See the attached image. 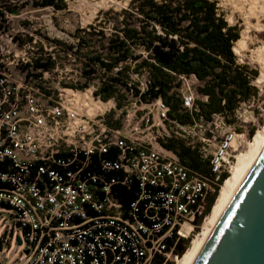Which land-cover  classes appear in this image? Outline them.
Masks as SVG:
<instances>
[{
	"label": "built area",
	"instance_id": "1",
	"mask_svg": "<svg viewBox=\"0 0 264 264\" xmlns=\"http://www.w3.org/2000/svg\"><path fill=\"white\" fill-rule=\"evenodd\" d=\"M7 33L0 34V219L3 211L11 214L3 224L0 264H9L4 246L15 232L17 249L25 247L19 264H152L157 256L178 264L168 240L190 239L202 229L206 203L222 189L223 176H231L252 128L236 114L230 126L218 114L180 126L162 99L144 104L130 95L118 108L115 100L95 95L97 83L81 90L67 87L79 83L69 76L54 82L50 74L59 65L34 70L40 54L30 56V45L21 47ZM192 79L198 81L180 77L179 89L190 112L197 100ZM242 108L247 103L236 113ZM250 118L257 123L254 114ZM166 124L180 128L187 145L199 150L211 177L193 172L163 147L167 137L160 128ZM198 127L203 134L195 139ZM219 128L225 130L220 137ZM133 180L140 194L126 212L113 188Z\"/></svg>",
	"mask_w": 264,
	"mask_h": 264
},
{
	"label": "trees",
	"instance_id": "2",
	"mask_svg": "<svg viewBox=\"0 0 264 264\" xmlns=\"http://www.w3.org/2000/svg\"><path fill=\"white\" fill-rule=\"evenodd\" d=\"M35 6L52 7L57 11L67 8L65 0H40ZM18 7L0 0V34L6 29L7 12H14ZM72 37L74 44L48 39L54 44L52 52L40 49L42 53L34 59V70L53 71L59 65L58 59L71 56L80 65L78 71L84 82L66 85L84 90L97 83L95 95L105 102L115 100L118 108L124 106L130 95L144 104L162 99L170 108L169 119L180 126L198 120L210 122L217 114L233 124L241 104L259 94L252 85L259 72L238 62L233 50L241 38L240 29L228 23L220 12L218 0H132L120 12L111 9L100 13L95 24L77 29ZM31 42H34L33 37L21 41L22 45ZM182 76H194L200 83L197 93L207 97V100H196V110L192 112L184 108L179 93ZM142 83L146 85L144 91ZM111 125L119 128L118 123ZM255 133L253 128L250 136L254 137ZM161 143L190 170L211 177L210 163L202 158L198 149L174 136ZM107 158L113 159V156ZM118 174L122 175L112 173ZM229 179L230 174H225L220 184L223 186ZM113 191H118L116 198L129 212L139 198L140 187L133 180L128 186H115ZM220 191L219 186L217 193L209 197L205 216L211 214ZM143 206L144 203L141 210ZM140 218L146 219L144 213H140ZM202 221L203 218L197 225ZM192 241L175 237L167 244L182 258ZM152 264L176 262L157 256Z\"/></svg>",
	"mask_w": 264,
	"mask_h": 264
},
{
	"label": "rangeland",
	"instance_id": "3",
	"mask_svg": "<svg viewBox=\"0 0 264 264\" xmlns=\"http://www.w3.org/2000/svg\"><path fill=\"white\" fill-rule=\"evenodd\" d=\"M4 1L5 3L15 4L19 6L18 9L14 11L19 12L18 14L14 12H7L6 14L4 24L6 27L5 30L6 32H8L7 34L15 37V40L17 37L20 38V40L16 41L20 43L19 45L21 47L25 45H22V40L26 41L27 37H33L36 43H28L30 45L28 51L29 55L31 52H37L41 55L42 52L40 49H44L46 52H52V47L54 44H50L48 42V39L59 40L74 44L75 41L72 36L77 31V29L86 28L92 24H95L97 17L102 12H106L111 9L120 12L121 10L127 8L132 0H113L114 2L111 1L112 3L109 2L107 5L98 4L104 0H65L67 8L61 11H57L52 7H36L35 3L40 2V0ZM99 5L101 7H99ZM218 7L220 9V12L225 15L228 23L231 26H238V28L240 29V33H242L243 29L245 28V21L238 13L234 11L233 5H229L222 0H218ZM251 37L252 40L249 42L248 48L244 53H242L241 55L236 54L235 52L234 53L237 56L238 62L240 64L247 65L252 70H257L260 75L261 66L257 62L251 60V55L253 50L264 45V33L261 34L253 31L251 33ZM253 38L255 40H253ZM58 64L59 69L55 71V73L50 74L54 82L65 78V76L70 77L69 82H72V79H75V82H84L79 77L80 73L78 71V68L80 67V65L75 62L73 57L69 56L68 59L63 60L58 59ZM256 81L257 79L253 81L252 85L257 88L259 93L258 97L252 99L249 103H247V108H242V110H240L239 113H236V115L242 117L241 120L243 121V123L240 122L242 126H245L246 129H258V132L262 127H264V83L259 85L256 83ZM192 82L193 88L196 90L197 100H205V97H201L197 93V88L200 83L195 79H192ZM245 110H247L248 112H245ZM252 114H254L255 118L257 119L256 124L251 122L250 116ZM226 124L227 126H230L234 123L229 124L226 120ZM202 130L203 129H201L200 127L195 130L193 135L195 139L198 138V136H201V134H203ZM223 131H225L224 128H219V137L222 135ZM160 132L163 136H174L188 143V140L184 137L183 132L180 131V128H178L174 124H166L165 127L160 128ZM257 132L255 133V135L257 134ZM252 138L254 139V137H251V139ZM251 139H249L247 141L246 146L240 150V154L237 155L238 157L236 164H238L239 158L246 153L247 146L252 144L253 139ZM231 178L232 174L230 179ZM3 212H5V214L3 215V218L0 219V241L6 230V227L3 224L5 220L9 219L11 214V212L9 211ZM200 230H196L195 235L198 234ZM17 237L18 232H15L12 244H6L4 246L3 254L4 261L6 263L19 264L23 260L21 254L24 251L25 247L20 246L17 249Z\"/></svg>",
	"mask_w": 264,
	"mask_h": 264
},
{
	"label": "water",
	"instance_id": "4",
	"mask_svg": "<svg viewBox=\"0 0 264 264\" xmlns=\"http://www.w3.org/2000/svg\"><path fill=\"white\" fill-rule=\"evenodd\" d=\"M195 264H264V150Z\"/></svg>",
	"mask_w": 264,
	"mask_h": 264
},
{
	"label": "bare ground",
	"instance_id": "5",
	"mask_svg": "<svg viewBox=\"0 0 264 264\" xmlns=\"http://www.w3.org/2000/svg\"><path fill=\"white\" fill-rule=\"evenodd\" d=\"M111 1L113 0H104L98 4L107 5ZM222 1L229 5L232 4L234 11L245 21V28L241 33V38L235 43L233 50L236 54L241 55L247 50L249 42L252 40L251 33L253 31L261 34L264 33V0ZM100 5L99 7H101ZM253 40L255 39L253 38ZM251 60L257 62L261 66V72L256 81L257 84L261 85L264 83V45L252 51ZM234 146H237L235 142ZM263 150L264 127L254 136L252 144L247 146L246 153L239 158L238 164H234L232 178L224 183L211 214L206 219L200 232L194 236L189 250L182 258L178 259V264H195L217 224Z\"/></svg>",
	"mask_w": 264,
	"mask_h": 264
}]
</instances>
